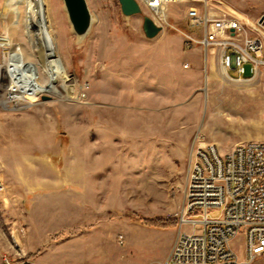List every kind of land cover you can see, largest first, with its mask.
<instances>
[{
  "label": "rangeland",
  "instance_id": "374dc122",
  "mask_svg": "<svg viewBox=\"0 0 264 264\" xmlns=\"http://www.w3.org/2000/svg\"><path fill=\"white\" fill-rule=\"evenodd\" d=\"M87 2L93 22L78 37L63 0L44 1L29 27L28 0H0V65L17 49L38 62L46 26L68 78L66 89L53 79L62 94L0 104V261L166 264L192 149L264 137V68L234 81L218 52L187 46L201 33L188 19L201 0L168 3L163 19L142 4L125 15L119 0ZM212 2L264 18V0ZM145 16L162 26L155 37ZM4 66L0 97L11 83ZM35 78L46 85L49 74L39 66ZM234 244L243 251V238Z\"/></svg>",
  "mask_w": 264,
  "mask_h": 264
},
{
  "label": "built area",
  "instance_id": "2783aa9c",
  "mask_svg": "<svg viewBox=\"0 0 264 264\" xmlns=\"http://www.w3.org/2000/svg\"><path fill=\"white\" fill-rule=\"evenodd\" d=\"M173 1L138 0L160 18ZM201 1L202 10L194 5L188 10L189 24L200 26L201 33L187 34V46L218 52L231 80L257 78L264 68V18L253 24L212 0ZM4 59L3 54L0 70ZM10 85L0 104L24 99L13 97ZM184 184L182 206L174 213L179 230L166 264H264V139L240 141L224 152L214 142L194 147ZM240 238L242 252L234 244ZM119 241L124 242L123 234ZM0 264L10 262L4 258Z\"/></svg>",
  "mask_w": 264,
  "mask_h": 264
},
{
  "label": "bare ground",
  "instance_id": "6f19581e",
  "mask_svg": "<svg viewBox=\"0 0 264 264\" xmlns=\"http://www.w3.org/2000/svg\"><path fill=\"white\" fill-rule=\"evenodd\" d=\"M44 1L47 2V0H28V27L35 25L34 22L36 21L37 13ZM40 21L43 23L46 21L44 13L40 14ZM41 36L45 49L39 41L42 54L39 57L38 62H31L30 64H27V62H24L23 60L24 52L17 49L15 52H11V58L9 57L10 60L8 58L5 63L4 67L11 77L12 84L10 83V89L13 90L11 91V95L13 97L24 99L28 98L33 100L41 91L62 94L61 89L53 83V79L55 78L62 80V86L66 89L65 82L68 79L66 67L60 58H52L56 57L55 43L49 29L46 26L42 27ZM39 45L37 42L36 46ZM39 66H41L43 70L49 74V81L46 85H41L35 78Z\"/></svg>",
  "mask_w": 264,
  "mask_h": 264
},
{
  "label": "water",
  "instance_id": "95a60500",
  "mask_svg": "<svg viewBox=\"0 0 264 264\" xmlns=\"http://www.w3.org/2000/svg\"><path fill=\"white\" fill-rule=\"evenodd\" d=\"M72 29L78 37L85 36L92 25L93 15L87 0H63ZM122 12L125 15H133L142 12L138 0H119ZM143 29L145 34L152 38L162 29L150 16L144 17ZM43 99H49V95H42Z\"/></svg>",
  "mask_w": 264,
  "mask_h": 264
},
{
  "label": "crops",
  "instance_id": "0c3cea01",
  "mask_svg": "<svg viewBox=\"0 0 264 264\" xmlns=\"http://www.w3.org/2000/svg\"><path fill=\"white\" fill-rule=\"evenodd\" d=\"M262 73H263V70H262ZM264 76V75H263ZM258 125H262V127H264V122L262 123H258ZM261 138H263L264 139V137L262 136ZM251 140V139H250ZM240 141H245V140H238V141H235V142H233L231 145H229V146H227V148H231L234 144H236V143H238V142H240ZM226 151V150H225ZM176 235H177V233H176ZM176 235H174V238H173V242H174V240H175V238H176ZM173 244V243H172ZM172 247V246H171ZM171 249V248H170Z\"/></svg>",
  "mask_w": 264,
  "mask_h": 264
}]
</instances>
